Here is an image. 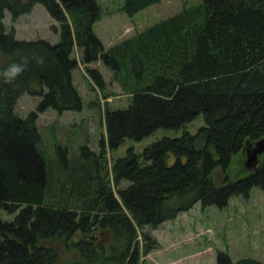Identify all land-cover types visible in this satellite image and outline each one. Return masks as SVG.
Masks as SVG:
<instances>
[{
    "label": "trees",
    "instance_id": "1",
    "mask_svg": "<svg viewBox=\"0 0 264 264\" xmlns=\"http://www.w3.org/2000/svg\"><path fill=\"white\" fill-rule=\"evenodd\" d=\"M159 1L122 0L121 10L131 16ZM36 4L58 24L54 45L17 40L4 26L6 11L14 22ZM100 16L96 0H0V54L7 59L0 71L27 64L11 82L0 77V210L14 215L0 220V264H142L159 246L149 229L196 203L222 209L231 197L264 189V154L246 175L213 181L215 170L228 176L233 157L264 139V0H201L108 49L93 28ZM98 61L130 102L103 110L95 178L90 167L77 169L80 180L58 178L53 189L38 114L81 111L72 77L79 65L104 91L103 76L87 68ZM24 94L41 100L20 117L15 107ZM200 114L205 125L185 131ZM159 129L184 131L141 153L129 148L108 165L107 154L125 139L141 141ZM66 152H58L65 165ZM85 155L97 157L87 146ZM215 264L264 262L217 252Z\"/></svg>",
    "mask_w": 264,
    "mask_h": 264
},
{
    "label": "rangeland",
    "instance_id": "2",
    "mask_svg": "<svg viewBox=\"0 0 264 264\" xmlns=\"http://www.w3.org/2000/svg\"><path fill=\"white\" fill-rule=\"evenodd\" d=\"M96 1L101 8V16L94 23L93 28L105 49L159 20L174 15L182 7L199 5L201 2V0H160L129 16L121 10L122 0ZM3 23L7 31L14 30L17 40L42 39L52 45L58 42V35L52 28V26L57 27L58 24L40 4H36L31 12L21 15L14 22L6 11ZM80 53L75 49L73 56L79 59ZM6 60V57L0 54V68ZM87 68L95 69L103 76L106 84L104 91L95 89L89 80L86 68L79 66L73 70L72 76L73 84L83 101L81 111H67L58 115L48 109L38 114L37 127L49 159L48 167L51 170L49 181L53 189L58 178L61 182L75 183L80 180L81 176H75L77 169L90 167L91 174L95 178L99 143L105 136L103 110L105 106L110 109L124 108L130 102L129 96L120 84L114 81L111 71L103 64L98 61L88 65ZM40 100L39 96L24 94L18 99L15 111L18 116L25 117L29 112L36 110ZM204 125V118L200 114L186 124L184 130L195 134ZM184 130L159 129L141 141L125 139L117 149L107 154V163L109 165L123 157L129 148L141 153L146 146L156 140L163 137H178ZM84 146H87L97 157L88 155L81 157V148ZM60 148L67 149L66 165L58 154ZM245 159L246 154L242 157H233L228 176L217 169L213 173V181L219 185L228 179L233 181L249 173L244 164ZM68 166L67 172L63 171ZM58 169L60 172L57 175ZM106 174L108 172H105ZM86 177L89 176H84ZM126 186L125 182L119 185L120 188ZM77 199L78 195L70 198L71 201ZM13 218L14 215L0 210L1 221H12ZM148 232L157 240L159 246L142 257V264H215L217 252L226 253L232 261L252 258L264 262V189L257 187L251 189L248 198L231 197L227 207L222 209L215 206L202 207L200 203H196L187 211L179 213L173 220L163 222L157 229H149Z\"/></svg>",
    "mask_w": 264,
    "mask_h": 264
},
{
    "label": "water",
    "instance_id": "3",
    "mask_svg": "<svg viewBox=\"0 0 264 264\" xmlns=\"http://www.w3.org/2000/svg\"><path fill=\"white\" fill-rule=\"evenodd\" d=\"M246 159L244 164L249 171L256 168L259 163V158L264 154V139L256 141L253 145L245 147ZM228 177H226L227 179Z\"/></svg>",
    "mask_w": 264,
    "mask_h": 264
},
{
    "label": "clouds",
    "instance_id": "4",
    "mask_svg": "<svg viewBox=\"0 0 264 264\" xmlns=\"http://www.w3.org/2000/svg\"><path fill=\"white\" fill-rule=\"evenodd\" d=\"M26 67V63L13 62L0 71V77H3L5 82H11L22 73Z\"/></svg>",
    "mask_w": 264,
    "mask_h": 264
}]
</instances>
